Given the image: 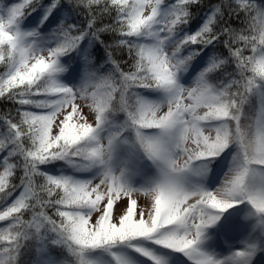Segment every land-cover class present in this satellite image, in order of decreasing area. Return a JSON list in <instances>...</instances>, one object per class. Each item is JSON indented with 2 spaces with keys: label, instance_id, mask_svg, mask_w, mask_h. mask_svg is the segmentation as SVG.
Listing matches in <instances>:
<instances>
[{
  "label": "snow or ice",
  "instance_id": "obj_1",
  "mask_svg": "<svg viewBox=\"0 0 264 264\" xmlns=\"http://www.w3.org/2000/svg\"><path fill=\"white\" fill-rule=\"evenodd\" d=\"M0 67V264H264V0H0Z\"/></svg>",
  "mask_w": 264,
  "mask_h": 264
},
{
  "label": "trees",
  "instance_id": "obj_2",
  "mask_svg": "<svg viewBox=\"0 0 264 264\" xmlns=\"http://www.w3.org/2000/svg\"><path fill=\"white\" fill-rule=\"evenodd\" d=\"M36 15H37V14H33L32 16L28 17V19L25 21V23H26V22H33V21L35 20V18H36ZM77 19H78V20H82L83 17H78ZM199 20H200V17H199V15H197V19L193 22V25H192V26L195 27V25H196L197 23H199ZM105 22H108V21L105 20ZM232 26H233V27H239V22L236 21V20H233V21H232ZM109 42H111V41H109ZM221 48H222V46H221ZM246 54H247V53H246ZM121 55H122V54H121L119 51L114 52V58H117V59H118ZM2 71H3V68L0 67V72H2ZM9 107H11L9 104H7V103L4 102V101H0V112H3L5 109H7V108H9ZM37 179H38V182H39V178H37ZM26 218H27V217H26ZM33 258H34L33 253H32V252H29L28 254H26V255H24V256L22 257V260L25 261L26 264H28V262H30Z\"/></svg>",
  "mask_w": 264,
  "mask_h": 264
},
{
  "label": "rangeland",
  "instance_id": "obj_3",
  "mask_svg": "<svg viewBox=\"0 0 264 264\" xmlns=\"http://www.w3.org/2000/svg\"><path fill=\"white\" fill-rule=\"evenodd\" d=\"M2 2H3V4L8 5V4L14 2V0H2ZM6 3H7V4H6ZM34 22H35V20H34L33 22H28V23H25V24H26V25H31V24H33ZM0 170H2V169H0ZM137 199H138L141 203H143V197H138Z\"/></svg>",
  "mask_w": 264,
  "mask_h": 264
}]
</instances>
